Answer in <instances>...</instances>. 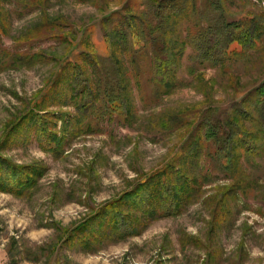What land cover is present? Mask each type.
<instances>
[{
	"label": "rangeland",
	"instance_id": "obj_1",
	"mask_svg": "<svg viewBox=\"0 0 264 264\" xmlns=\"http://www.w3.org/2000/svg\"><path fill=\"white\" fill-rule=\"evenodd\" d=\"M124 2L0 0L2 49L10 53L44 50L51 56L47 63L0 69V139L9 123L51 84L58 60L68 51V46L57 39H21L46 16L63 18L70 25L66 31L76 36L75 44L86 42L82 50L93 44L100 55L106 56L108 43L101 22L107 14L121 9ZM245 3L264 10V0H222L227 20H237V12L244 10ZM191 54L188 48L179 73L183 81L173 92L153 97L154 86L140 92L133 82L131 117H92L94 129H73L77 134L60 158L44 152L35 135L30 141H24L23 136L6 150L5 156L13 162L48 169L38 187L26 196L0 192V264H264L262 153L243 156L238 170L234 167L232 172L223 171L205 151L189 161L187 172L198 176L203 185L199 199L194 197L178 216L152 221L138 236L106 240L92 248H73L58 242L62 230L77 227L104 204L131 190L141 176L162 168L189 139L184 130L159 131V120L213 107L220 108L214 113L224 120L226 110L234 106V91L250 90L264 79V49L260 53L248 50L246 58L227 61L226 71L200 67L204 82H196L186 72L184 66L190 64ZM144 77L148 79L146 74ZM65 110L76 114L74 107ZM234 181L241 184L226 196L217 214L214 197ZM185 235L199 241L190 240L183 248L181 239Z\"/></svg>",
	"mask_w": 264,
	"mask_h": 264
},
{
	"label": "trees",
	"instance_id": "obj_2",
	"mask_svg": "<svg viewBox=\"0 0 264 264\" xmlns=\"http://www.w3.org/2000/svg\"><path fill=\"white\" fill-rule=\"evenodd\" d=\"M243 8L237 12V20L228 21L222 0H126L121 9L102 19L108 43L106 56L100 55L93 44L83 50L86 42L75 44L76 36L66 31L70 26L67 20L46 16L21 41L57 39L68 46V51L58 60L51 84L9 123L0 139V192L26 196L38 187L47 172L44 165L18 164L5 156L6 150L23 136L24 141H30L35 135L44 152L60 158L77 134L73 129H94L92 117H131L133 82L140 92H148L154 86L153 97L159 93L168 95L178 88L183 81L179 73L188 48L192 51L190 64L184 67L196 82H204L200 67L226 71L227 61L246 58L248 50L263 51L264 10H256L251 3H245ZM3 22L0 12V28ZM50 59L44 50L10 53L0 45V69L33 66ZM234 93V106L226 110L224 120L214 113L220 112L218 107L185 111L180 117L159 120V131L184 130L189 139L162 168L141 176L131 190L104 204L77 227L62 230L58 242L73 248H92L106 240L138 236L159 217L180 215L194 197L199 199L203 185L186 168L204 151L225 172H232L234 167L237 171L243 156L264 154V79L250 90ZM68 107H74L76 114L65 110ZM239 184L234 181L214 197L216 213ZM190 240L199 241L185 235L181 239L183 248Z\"/></svg>",
	"mask_w": 264,
	"mask_h": 264
}]
</instances>
